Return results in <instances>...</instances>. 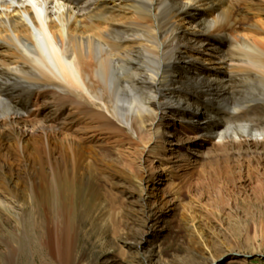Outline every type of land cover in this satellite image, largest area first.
I'll return each instance as SVG.
<instances>
[{
    "label": "bare ground",
    "instance_id": "1",
    "mask_svg": "<svg viewBox=\"0 0 264 264\" xmlns=\"http://www.w3.org/2000/svg\"><path fill=\"white\" fill-rule=\"evenodd\" d=\"M252 4L253 0H0V147L6 143L4 149L12 158L2 157L17 166L11 172L0 171L4 192L11 199L25 193L20 179L27 176V153L37 160L41 181L46 178L45 165L55 178L70 183L71 170L98 161L97 151L83 139L64 142L56 135L66 131L52 136L45 122L27 119L35 89L45 99L35 106L44 111L53 100L59 111L77 103L98 108L89 119L95 116L105 127L116 121L139 132L151 124L155 135H161L165 118L173 116L196 138L214 140L222 152L241 146L258 149L264 144V23L259 19L251 24V34L240 31L243 13L263 12H255ZM255 119L263 120L261 125H255ZM35 125L40 132L27 134L26 128ZM65 125L68 131L73 120ZM8 144L18 152L10 154ZM221 156L214 171L233 181L237 174L232 158ZM5 160L0 168L9 165ZM154 197L163 208V198ZM193 226L194 232H202L199 225ZM50 235L47 247L68 264L78 238L75 225L65 219Z\"/></svg>",
    "mask_w": 264,
    "mask_h": 264
},
{
    "label": "rangeland",
    "instance_id": "2",
    "mask_svg": "<svg viewBox=\"0 0 264 264\" xmlns=\"http://www.w3.org/2000/svg\"><path fill=\"white\" fill-rule=\"evenodd\" d=\"M252 7L263 12L241 15L246 16L240 25L245 34L259 19L264 23V0H253ZM33 91L27 119L45 122L52 136L66 131L56 135L64 142L83 139L99 157L94 166L71 170L69 183L55 178L46 165L41 181L37 160L27 153V176L20 179L25 193L15 200L0 180V264H63L46 243L65 219L78 233L68 264H210V259L212 264H264V144L222 152L214 140L196 138L173 116L165 118L161 135L152 132L151 124L139 132L116 121L105 127L97 117L89 119L98 108L74 103L59 111L53 100L44 111L35 106L44 97H38L39 89ZM35 127L26 133L40 132ZM5 145L0 147L1 167L2 155L11 157ZM8 152L15 154L18 148L8 144ZM222 154L232 158L233 181L214 171ZM7 161L0 171L17 169L14 160ZM193 225L203 233L194 232Z\"/></svg>",
    "mask_w": 264,
    "mask_h": 264
},
{
    "label": "water",
    "instance_id": "3",
    "mask_svg": "<svg viewBox=\"0 0 264 264\" xmlns=\"http://www.w3.org/2000/svg\"><path fill=\"white\" fill-rule=\"evenodd\" d=\"M262 258H264V256H261Z\"/></svg>",
    "mask_w": 264,
    "mask_h": 264
}]
</instances>
